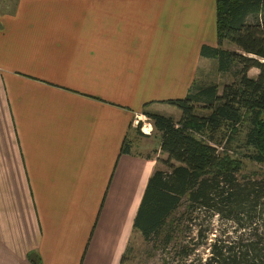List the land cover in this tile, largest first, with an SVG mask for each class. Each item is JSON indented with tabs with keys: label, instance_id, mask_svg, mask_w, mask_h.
I'll return each instance as SVG.
<instances>
[{
	"label": "crops",
	"instance_id": "crops-1",
	"mask_svg": "<svg viewBox=\"0 0 264 264\" xmlns=\"http://www.w3.org/2000/svg\"><path fill=\"white\" fill-rule=\"evenodd\" d=\"M204 45L217 0H0V264H124L165 157L124 140L207 82Z\"/></svg>",
	"mask_w": 264,
	"mask_h": 264
},
{
	"label": "trees",
	"instance_id": "trees-1",
	"mask_svg": "<svg viewBox=\"0 0 264 264\" xmlns=\"http://www.w3.org/2000/svg\"><path fill=\"white\" fill-rule=\"evenodd\" d=\"M217 39L218 47L204 45L201 55L216 61L220 72L237 67L240 78L221 94L218 84L196 81L185 97L167 100L181 111L179 120L147 111L165 157L159 159L163 167L150 176L134 226L147 242L164 243L169 256L175 229L182 226L189 235L194 231L193 246L179 245L187 257L200 242L214 240L217 215L218 222L233 223L239 235L223 230L221 240L211 244L206 264H264V175H241V161L227 149L236 128L249 122L245 146L254 150L250 158L264 166V0H217ZM227 42L241 52L225 49ZM253 67L259 69L257 77L248 75ZM224 128L231 133L220 151L215 142L221 143ZM131 146L125 138L122 152Z\"/></svg>",
	"mask_w": 264,
	"mask_h": 264
},
{
	"label": "rangeland",
	"instance_id": "rangeland-1",
	"mask_svg": "<svg viewBox=\"0 0 264 264\" xmlns=\"http://www.w3.org/2000/svg\"><path fill=\"white\" fill-rule=\"evenodd\" d=\"M225 49L227 50H233V51H240L235 45L230 44V43H225V45L223 46ZM215 62V66L213 64H210L206 66V70L209 71V73L207 74V78H206V83H216L219 86V93L221 94L223 92V88L225 87V85L229 84V85H234L236 84V82H238L239 80V75H237L236 70L238 69L237 67H233V69L230 72H220L217 69V63ZM205 68V66H204ZM259 74V69L253 67L249 70L248 75L250 77H257V75ZM167 101V100H166ZM164 101V102H166ZM163 102V101H162ZM145 108H143L144 112L142 115H137L134 119V125L135 126L132 128L133 130L129 131L128 134V138L130 140V143L132 145V148L134 151H142V147L136 145V141L138 139H140V134L144 133V134H148L149 132V138L150 141L152 143L156 142L158 140V138L160 137V134L155 130L154 125H153V121L151 120V118L149 117V115L147 114V111L149 112H159V113H163L166 114L164 112L161 111H152L151 108H146L147 104L144 105ZM169 105L160 107L157 106L158 108H167ZM170 107V106H169ZM177 108V107H176ZM178 109V108H177ZM181 112H176L175 114H168L167 115H171L174 116V118L176 120H179L181 117V114H179ZM204 113H209V110H204ZM146 123V125H152V129L151 131H149V129L147 130L145 128V130L143 128H141V126L143 125V123ZM248 125L249 122H245V124L243 126L237 127V131L236 133H234V139L231 142V145L229 147H227V149L229 150V153L232 154L233 157L238 158L241 163H242V167H241V175L246 176V177H251V178H256L259 176H263L264 175V166L261 165L260 163L252 160L250 158V155L248 153H252L254 150L253 148H246L245 146V141H246V133L248 131ZM143 130V131H142ZM222 131V129H221ZM221 131H218L216 138L218 140H220V133ZM226 134L223 136L222 134V139H221V143L219 144V142H215L216 145H218L219 150L221 151L223 146L225 147L226 144V135L231 133L230 129H226L224 128L223 130ZM141 132V133H140ZM158 133V134H157ZM141 134V135H142ZM160 139V138H159ZM214 143V142H212ZM151 147H154L156 144H150ZM245 146V147H244ZM152 152V151H151ZM153 155H155V152L153 153ZM162 156V154H161ZM163 167V166H162ZM182 209H185V206H182ZM218 220H220V218L215 215L213 218V222H216L217 225V232L215 227H213V239L211 242H209L208 240H204L203 242H200V247L198 249L197 252L192 253L191 256H187L185 257L184 255H182L181 251H179V245L180 243H183L186 245H190L193 246L194 245V241H193V235H194V231L193 233H191L190 235L186 233V229L184 227H178V229L176 228L174 233L176 235V237L172 240L171 244L169 245L170 247H173V245L175 244V248L173 250V253L170 254L171 256H169L166 252L163 251V248L165 246L164 243L160 244H154L152 242H147L140 233L136 232L135 236L132 240V246L129 248V253H128V257L124 258V264H206L207 259L210 256V247L212 243H214V241L216 239L222 238V235L224 234L223 230H227L229 232L230 235L233 236H238L239 234L235 232V228L233 227V223L231 222H226V223H220L218 222ZM185 230V232H184ZM230 239V240H234ZM221 240V239H220ZM182 241V242H180ZM170 247H167V249H170ZM171 259V260H170Z\"/></svg>",
	"mask_w": 264,
	"mask_h": 264
},
{
	"label": "built area",
	"instance_id": "built-area-1",
	"mask_svg": "<svg viewBox=\"0 0 264 264\" xmlns=\"http://www.w3.org/2000/svg\"><path fill=\"white\" fill-rule=\"evenodd\" d=\"M141 128H143L144 130H145V128L148 130L149 129V131H151V129H152V125L150 124V125H146V123L144 122L143 123V125L141 126ZM143 131V130H142ZM150 133V132H149Z\"/></svg>",
	"mask_w": 264,
	"mask_h": 264
}]
</instances>
